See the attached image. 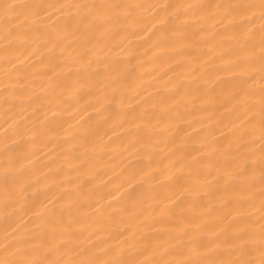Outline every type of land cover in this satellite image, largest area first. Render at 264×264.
I'll return each instance as SVG.
<instances>
[{"label":"snow or ice","instance_id":"1","mask_svg":"<svg viewBox=\"0 0 264 264\" xmlns=\"http://www.w3.org/2000/svg\"><path fill=\"white\" fill-rule=\"evenodd\" d=\"M0 73V264H264V0H0Z\"/></svg>","mask_w":264,"mask_h":264},{"label":"bare ground","instance_id":"2","mask_svg":"<svg viewBox=\"0 0 264 264\" xmlns=\"http://www.w3.org/2000/svg\"><path fill=\"white\" fill-rule=\"evenodd\" d=\"M133 2H143V0H133ZM147 68L149 71L152 70L151 66H147ZM142 71H143V69H142ZM160 71H161L160 69H157V72L154 74H159ZM0 81H3V74L2 73H0ZM0 88H2V84H0ZM2 121H3V108H0V123H2ZM45 151H47V150H45ZM38 155H40V154L38 153ZM41 160H44L43 156H41ZM117 171H119V169H117ZM111 175H112V173H111V171H109L108 176H111ZM108 176H105L104 178L107 179ZM2 240H3V224H2V222H0V241H2Z\"/></svg>","mask_w":264,"mask_h":264}]
</instances>
